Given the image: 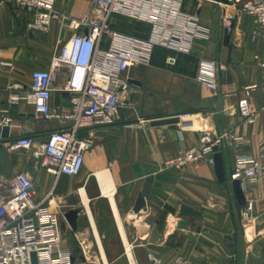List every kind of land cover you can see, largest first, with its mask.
I'll list each match as a JSON object with an SVG mask.
<instances>
[{
	"label": "crops",
	"instance_id": "0c3cea01",
	"mask_svg": "<svg viewBox=\"0 0 264 264\" xmlns=\"http://www.w3.org/2000/svg\"><path fill=\"white\" fill-rule=\"evenodd\" d=\"M197 3L198 0H189L186 8L195 11ZM216 4L219 3L215 0H202L198 12L200 22L209 29V36L195 42L191 53L177 54L176 63L171 65L166 61L171 52L156 47L149 63L123 72L122 76L131 84L121 119L86 130L92 144L86 151L82 170L75 175H62L56 186L55 200L62 204H82L75 196L80 195L84 201L81 189L86 191L88 204L107 199L118 240L127 256L114 203L133 256L155 257L163 263L185 257L195 264H264V241H261L264 238V171L256 182L241 183L244 204H240L235 180L231 179L238 152L260 156L264 161L260 154L264 139V69L255 58L263 49V39L253 37L256 23L252 16L240 10L235 14L233 26H224L223 10ZM89 7L90 0L56 2L58 11L75 18L82 17ZM30 18V13L16 5L0 4V115L7 110L11 117L9 137L3 138L1 133L0 141L29 135L40 144L50 132L66 127L58 120L36 117L33 101L10 104L7 100L8 92L29 89L32 73L48 68L58 46L78 31L63 19L54 20L47 32L30 31L27 29ZM112 26L145 35L149 32L147 24L118 15L113 17ZM202 57L217 59L225 66L219 73L217 91L198 81V63ZM253 84L258 88L250 100L259 111L256 121L248 123L239 114L238 102L244 89ZM65 85V74L60 73L50 102L62 112L69 111L72 104ZM176 115L181 118L178 123L151 124L152 120ZM228 132L240 139L238 148L229 137L224 138L220 147L225 181L217 177L214 154L182 168L164 166L168 158L202 144L203 133L217 136ZM0 171L8 177L20 171L31 174L41 197L48 193L54 181L53 174L39 166L32 151L9 150L2 143ZM150 176L153 181L146 198L147 207L136 214L134 206ZM182 204L198 208L202 218L194 225L188 223V218L181 213ZM70 208L81 209L79 228L84 210L79 205ZM245 209L249 212V221L243 218ZM155 214L160 215L159 219L148 224L146 219ZM93 220L92 217L89 222L98 241ZM130 220L135 227L134 242L127 229ZM183 221L185 224L179 227ZM70 228L65 222L66 233ZM72 231L80 233L79 229ZM174 232H177L176 245H170L168 238ZM66 243L69 245L68 239ZM98 251L101 256L102 251L106 254L99 243Z\"/></svg>",
	"mask_w": 264,
	"mask_h": 264
},
{
	"label": "built area",
	"instance_id": "2783aa9c",
	"mask_svg": "<svg viewBox=\"0 0 264 264\" xmlns=\"http://www.w3.org/2000/svg\"><path fill=\"white\" fill-rule=\"evenodd\" d=\"M188 1L90 0L85 14L75 18L58 11L57 0H0V4L10 3L31 14L27 23L30 31L47 32L57 19L67 20L69 26L78 30L58 46L48 68L32 73L29 89L8 92L10 104L33 101L36 117L58 120L66 127L50 132L40 144L29 135L11 140L1 138L0 143L9 150L32 151L39 166L53 174L54 181L48 193L41 197L31 174L20 171L8 177L0 171V264H77L72 262L74 252L66 243L64 213L67 209H62V202L55 200L56 186L62 175H75L82 170L92 139L89 135L80 137V132L121 119V109L127 105L126 94L131 84L122 76L123 72L132 66L149 63L156 47L171 52L166 61L173 65L177 54L191 53L195 42L208 38L209 29L200 22L198 12L202 0H198L195 11L186 8ZM215 1L224 7L240 6V11L253 17L256 23L253 37L263 39V49L255 58L264 69V0ZM116 15L147 24L148 34L113 28ZM234 17L227 10L223 18L225 26H230ZM224 68L217 59L202 57L198 63V81L217 91L219 73ZM60 73L65 74V89L71 94V109L67 112L50 103L54 82ZM257 88V84L247 86L238 102L239 114L248 123L257 119L259 110L250 100ZM10 122L11 117L5 110L0 115V134ZM225 137L239 147L240 137L235 134L211 136L203 133L202 144L168 158L164 166L182 168L200 162L208 154H214L215 145L220 149ZM260 154L264 156V139ZM263 171L262 157L238 152L231 179L254 183ZM242 214L244 220L249 221L248 210H243ZM152 260L153 264H195L185 257L167 263L155 257Z\"/></svg>",
	"mask_w": 264,
	"mask_h": 264
},
{
	"label": "rangeland",
	"instance_id": "374dc122",
	"mask_svg": "<svg viewBox=\"0 0 264 264\" xmlns=\"http://www.w3.org/2000/svg\"><path fill=\"white\" fill-rule=\"evenodd\" d=\"M216 6L219 9L223 10L222 19L224 18L227 10L235 15L237 13V10H239L240 8V6L224 7L220 4H216ZM206 7L208 8L209 4L206 3ZM222 24L225 26L223 21ZM233 24L234 21L232 20L230 26H233ZM126 26H128V23H126ZM230 26L226 27L229 28ZM77 185L81 184L78 183ZM75 196L78 201L82 202V204H61L62 209H69L70 207H72V205H79L84 210V212H82V214L80 215L81 224L78 228L80 233L75 234L71 228L66 233L68 243L73 252L76 253L78 250H80V252H77L78 256L75 262L77 264H106L105 259L103 258V256L100 255L98 251L99 243V246H103L106 250V257L109 264H131L129 257L123 254L125 251L122 248L121 242L118 240L119 236L117 232V227L115 225V221L112 216V212L107 199L101 198L98 199L96 202H89V212L86 206L84 205L83 201L80 199V195ZM90 213L92 214V217L98 229L99 235L101 237V242L99 240L96 241L94 238V234L89 222V220L91 219ZM129 222L130 223H128L127 229L130 236H132L131 240L134 242L133 234L135 232V227L131 223L132 220H130ZM135 243L138 242L135 241ZM83 248L85 249V252ZM81 256H86L88 258L85 262H83ZM134 259L136 264H151V261L153 262L152 258H149L147 256L134 255Z\"/></svg>",
	"mask_w": 264,
	"mask_h": 264
},
{
	"label": "water",
	"instance_id": "95a60500",
	"mask_svg": "<svg viewBox=\"0 0 264 264\" xmlns=\"http://www.w3.org/2000/svg\"><path fill=\"white\" fill-rule=\"evenodd\" d=\"M225 1V0H224ZM229 39L228 34L225 37V42L227 43ZM180 115H176V116H172L169 118H161V119H156V120H152L151 124L152 125H163V124H168V123H178L180 122ZM80 137H84V136H88V132L87 131H82L79 134ZM2 137L3 138H8L9 137V127L5 126L3 128V132H2ZM214 165H215V170H216V174L217 177L220 181H225L226 180V175H225V167H224V159H223V153L221 152V150L219 149V147L217 145L214 146ZM153 181V177L150 176L147 178L144 187L142 189V192L140 193L136 204L134 206V212L136 214L141 213L143 210L146 209L147 207V201L146 198L149 194L150 188H151V184ZM234 186H235V192L237 195V198L240 202V204H244L245 202V197H244V192L241 186V182L239 180H235L234 182ZM81 212L80 208H69L65 213L64 216L68 222V224L70 225V227L74 230L77 231L78 229V215ZM181 213L182 215L186 216L188 219V223L194 225L196 224V222L202 218V211H200L198 208L187 205V204H182L181 205ZM160 217L159 214H155L152 216H149L146 219V222L148 224H153L154 221L158 220ZM185 224V222H181L179 223V227H182ZM200 229V226L199 228ZM177 232L172 233L169 238H168V244L170 245H176L175 242V238H176ZM262 242L264 241V238L261 240ZM77 252H80V250H78ZM74 253L72 256V262L74 263L77 259L78 253ZM34 256V260L35 259V253H33ZM81 258L84 260L86 259L85 256H81Z\"/></svg>",
	"mask_w": 264,
	"mask_h": 264
},
{
	"label": "bare ground",
	"instance_id": "6f19581e",
	"mask_svg": "<svg viewBox=\"0 0 264 264\" xmlns=\"http://www.w3.org/2000/svg\"><path fill=\"white\" fill-rule=\"evenodd\" d=\"M81 195H82L83 200H84L83 202L86 203L85 205L87 206V209L90 212V208H89V204H88V196L86 194L85 189H81ZM113 207H114V210H115V213H116V217H117V220H118V223H119V227H120L121 233L123 234L124 239H125V243H126V246H127V254H128L129 259H130V262H131V264H136L134 256H133V252H132V249H131V245L129 244V242H128L127 238H126L125 228H124V225L122 224V221H121V218H120V216L118 214V210H117V207H116L115 203L113 204ZM90 215H91V219H92V214L90 213ZM93 222H94V220H93ZM93 224L95 226V222ZM95 231H96V235H97L98 240L101 242L100 236L98 234V231H97L96 227H95ZM102 252H103V258L105 259V263L109 264L108 261H107L106 254L104 253V251H102Z\"/></svg>",
	"mask_w": 264,
	"mask_h": 264
}]
</instances>
